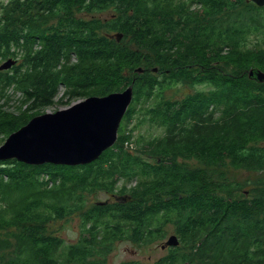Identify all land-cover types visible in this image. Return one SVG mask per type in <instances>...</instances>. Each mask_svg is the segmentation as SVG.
Returning a JSON list of instances; mask_svg holds the SVG:
<instances>
[{"label": "trees", "instance_id": "1", "mask_svg": "<svg viewBox=\"0 0 264 264\" xmlns=\"http://www.w3.org/2000/svg\"><path fill=\"white\" fill-rule=\"evenodd\" d=\"M263 9L250 0H0V61H16L0 72V100L20 95L17 111L0 109L4 138L51 107L60 86L83 99L133 89L117 141L96 161H0V233L15 239L0 236V264H26L32 253L36 264H106L116 241L143 245L166 226L180 244L153 264H264V82L248 76L264 73V28L239 20ZM103 10L110 19L76 15ZM197 84L206 88L174 98ZM137 119L163 132L134 136ZM228 165L259 173L256 185L241 194ZM31 187L72 200L25 193ZM96 190L126 201L85 209L82 237L62 248L48 223Z\"/></svg>", "mask_w": 264, "mask_h": 264}, {"label": "water", "instance_id": "2", "mask_svg": "<svg viewBox=\"0 0 264 264\" xmlns=\"http://www.w3.org/2000/svg\"><path fill=\"white\" fill-rule=\"evenodd\" d=\"M250 1L257 7H264V0ZM114 37L117 42L122 39L121 34ZM15 64V60L9 59L0 65V71ZM135 71L141 73L142 69ZM248 76L264 82V73L260 70H250ZM132 98L133 89L129 86L107 95L89 96L53 113L34 116L0 146V161L14 159L36 166L90 164L117 141L121 121ZM178 245L179 240L173 235L163 247Z\"/></svg>", "mask_w": 264, "mask_h": 264}, {"label": "rangeland", "instance_id": "3", "mask_svg": "<svg viewBox=\"0 0 264 264\" xmlns=\"http://www.w3.org/2000/svg\"><path fill=\"white\" fill-rule=\"evenodd\" d=\"M255 5V4H254ZM77 17L84 18L87 20H93V19H99L101 21H105L107 19H110L111 11L110 10H103V11H95L91 14H85L82 12L76 13ZM249 14H246L243 18H240L241 25H244L247 20L251 21L255 19L257 22H261L264 28V9L261 10L259 13H255L248 17ZM52 21H50V24ZM114 34V33H113ZM116 35V34H115ZM114 35V36H115ZM113 36V35H112ZM113 36V37H114ZM123 37V35H122ZM115 39V38H114ZM255 40V36H251L249 38V44H253ZM121 40H119L120 42ZM261 45L264 46L262 43ZM15 50L14 48L11 49V51ZM19 59V56L17 57ZM1 59V58H0ZM16 59V58H15ZM6 60L0 61V65L5 62ZM2 72V71H0ZM0 80H2V75H0ZM206 87L203 86V84H197L194 85V88H179L178 94L174 96L175 99L184 97L187 93H193L197 90H203ZM67 91L65 90L64 86H60L59 88V94L57 98L54 101V104L51 107H48L44 109V111H40V113L36 114L40 115L45 112H56L60 109H65L72 104H74L77 101H80L83 99L77 98V97H64ZM9 98L6 99L5 102L0 100V109H5L9 112L17 111L18 110V104L20 100V95L17 93L12 94L9 93ZM122 123V122H121ZM139 125L138 128L134 131V136H140L142 139H148L151 136L159 135L163 131L158 128L151 127L148 122L138 123V119L135 120V122L128 125V128L131 129L132 126ZM126 126V125H125ZM127 127V126H126ZM139 138V139H140ZM6 138H4L3 135H0V146L5 143ZM137 142H140L139 140H136ZM134 147V145H133ZM226 170V176L229 180L237 183L239 186H241L240 193L246 192L250 190V188L254 185H256L257 180L260 177V174L254 171H249L246 169H238V168H232L228 165V167L225 168ZM120 185V183L118 184ZM36 189H39V192H35ZM49 189V188H48ZM48 189H41V188H32L25 192V193H31L32 195L36 197H45L46 199H49L50 201L54 202H61L62 198H66L64 201H71L72 197L69 195H63L56 190L48 191ZM22 195H24V191L21 192ZM21 193L14 192L13 196L11 195L10 199L12 197L14 198H20ZM116 192L113 193H106L101 190H96L93 193H88L85 196V199L82 203H80V207H78L77 212L72 214L69 218H65L62 220H54L48 223L47 229L48 234H52L55 238H58L62 243V248H66L71 244H75L79 239L82 237V229L80 228V222L82 220L81 213L85 211V209L95 205V204H101L104 202L106 203H114L115 201L125 202L126 197L115 195ZM236 196L239 197V195L236 193ZM16 202H13V204ZM15 231V230H11ZM164 235L160 239L149 241L146 244L143 245H137L134 243H131L128 240H118L113 244L112 251H110L106 255V264H123V263H129L132 261H137V264H153L154 262L158 261L161 258H164L169 254L170 249L169 246H164L165 242L169 240V238L173 235H175L174 230L172 226H166L165 231L163 232ZM1 241H7L10 244L12 243L13 239L10 236V232H4L0 233ZM179 239V238H178ZM180 242V241H179ZM180 244V243H179ZM10 248L9 250H11ZM33 253L30 254L27 258L26 264H36L37 262H34L32 260Z\"/></svg>", "mask_w": 264, "mask_h": 264}, {"label": "bare ground", "instance_id": "4", "mask_svg": "<svg viewBox=\"0 0 264 264\" xmlns=\"http://www.w3.org/2000/svg\"><path fill=\"white\" fill-rule=\"evenodd\" d=\"M133 99V98H132Z\"/></svg>", "mask_w": 264, "mask_h": 264}]
</instances>
